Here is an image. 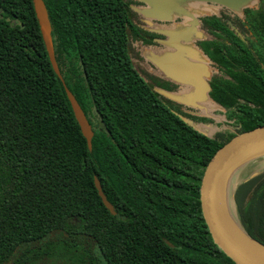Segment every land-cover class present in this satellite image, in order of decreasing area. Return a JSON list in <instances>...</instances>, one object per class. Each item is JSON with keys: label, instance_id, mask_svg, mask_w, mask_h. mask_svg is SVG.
Here are the masks:
<instances>
[{"label": "trees", "instance_id": "trees-1", "mask_svg": "<svg viewBox=\"0 0 264 264\" xmlns=\"http://www.w3.org/2000/svg\"><path fill=\"white\" fill-rule=\"evenodd\" d=\"M44 3L92 147L32 0H0V264H236L211 236L200 185L225 142L264 124V0L232 20L200 18L214 36L197 40L212 71L201 110L157 94L133 65L129 37L150 32L124 0ZM218 124L230 130L217 133ZM246 167L233 192L237 217L264 244V156Z\"/></svg>", "mask_w": 264, "mask_h": 264}, {"label": "water", "instance_id": "water-1", "mask_svg": "<svg viewBox=\"0 0 264 264\" xmlns=\"http://www.w3.org/2000/svg\"><path fill=\"white\" fill-rule=\"evenodd\" d=\"M145 4L143 7H133L139 12L147 24L146 29L165 34L167 40H159L172 51L161 54L151 52L149 59L160 68L164 75L178 83L191 86L192 89L184 93H176L165 89L157 88L156 91L166 98L182 103L197 109H204V102L208 99V92L211 85L208 81L212 75L207 58L197 45L189 47L180 41L191 42L192 34L195 39L202 40L206 31L201 27L200 17L196 12L202 13L199 9L192 10L188 2H208L240 12L244 7L256 5L258 0H136ZM36 17L39 23L41 35L45 43L50 62L54 71L62 80L67 96L71 103L75 118L80 130L87 140L89 148L92 147L94 131L82 107L74 94L67 87L56 61L54 46L51 35V23L44 0H32ZM174 15L185 16L190 21L189 26L178 29H161L153 27L152 19L171 20ZM191 58V59H190ZM187 121L185 117H182ZM100 127L106 129L105 124L99 120ZM264 156V124L251 130L235 134L224 143L213 155L205 167L201 185L200 202L201 210L208 229L214 242L229 256L236 264H264V244L254 239L240 224L233 192L236 182L233 185L232 208L235 213V222L243 233L232 228L226 218L229 206L226 205L227 192L226 180L236 169L238 171L248 162ZM95 186L104 203L112 214L116 213L114 205L108 200L103 191L101 182L97 176L94 177ZM238 233L241 235L239 236ZM252 241L255 244H249Z\"/></svg>", "mask_w": 264, "mask_h": 264}, {"label": "flooded vegetation", "instance_id": "flooded-vegetation-1", "mask_svg": "<svg viewBox=\"0 0 264 264\" xmlns=\"http://www.w3.org/2000/svg\"><path fill=\"white\" fill-rule=\"evenodd\" d=\"M124 1L129 5V7L131 9L129 11L130 17H131L130 12H132V11L137 12V11L130 6L129 2L136 3L139 6H143V7L145 6L144 3L139 2V1H132V0H124ZM223 8H225L226 13L224 11L223 12L224 15H222V16H225L228 20H232L231 17H229L230 16V13L227 10H229L230 12L233 11V10H231L229 8H226V7H223ZM190 9H192V8H190ZM137 13L140 14L139 12H137ZM196 15H198L200 17L198 11L196 12ZM142 20H143V22L138 23L139 26L142 29H144V30H146V31H148L150 33L141 32L136 37H131L130 36L129 39H128V52H129V55H130V44H131L130 42H131V40L143 42L146 45V48H147V53H146V55L144 57L145 60H146V66H142V67L140 66V67H138L133 62V60L131 58V60L133 62V65L136 67V69L138 70V72L145 78V80L147 81V83L152 87V89L157 94H159L156 91L157 88L165 89V90L172 91V92H176V93H184V92H187V91L191 90L192 89L191 86L183 85L181 83H178V82H176V81H174V80L166 77L164 75V73L160 70V68H158V66H156V64H154L149 59L148 56L150 55L151 52H154L156 54H161L163 52L172 51L174 49L171 48V47H169L165 43L159 41V40H161V41L162 40H167L168 37L165 34L157 33V32H154V31H151V30L146 29L145 26L147 24L144 21V17L142 18ZM189 21L190 20L188 18H185V17H182V16H178V15H174L171 20H165V21L164 20L152 19L153 27L161 28V29H167V30H172V29H178V28H182V27H187V26H189V24H188ZM195 36H196L195 33H193L192 34L193 40L191 42H188L187 43V42H184L183 40H181L180 42L182 44H184V45L189 46V47H194L195 45L198 44V41H196ZM130 57H131V55H130ZM208 81L210 83V79H208ZM180 104L183 105V108H184V106L187 107V108L189 107V106L184 105L182 103H180ZM227 126L229 128L231 127L230 125H227ZM44 262H46V261H44ZM44 262H42V260H38L37 261V264H46Z\"/></svg>", "mask_w": 264, "mask_h": 264}, {"label": "rangeland", "instance_id": "rangeland-1", "mask_svg": "<svg viewBox=\"0 0 264 264\" xmlns=\"http://www.w3.org/2000/svg\"><path fill=\"white\" fill-rule=\"evenodd\" d=\"M130 6L133 8V7H142V6H139L137 5L136 3H132V2H129ZM189 4V7L196 10V9H199L200 10H203L204 12L202 13H199L201 14V17L205 14H215V13H218L220 15H224V11L226 13V10L225 8H223V6H220V5H217V4H213V3H208V2H188ZM230 15L232 14L229 10H227ZM131 14V17L137 22V23H140V22H143L142 18L143 16L138 14L137 12L135 11H132L130 12ZM185 17V16H183ZM200 17V18H201ZM206 39H213L214 36L211 35L210 33L206 32L205 33V36H204ZM130 55H131V58L133 60V62L138 66V67H142V66H146V60H145V55L147 53V48H146V45L141 42V41H134V40H131L130 42ZM215 130L216 132H225L227 133L228 130H230V128L227 126V125H217L215 127ZM246 165H244L239 171L238 169H236L234 172L231 173V175L229 176V178L226 180V184H225V187H226V192H227V201H228V206L232 209V211L234 210L232 208V192H233V185H234V179L237 177V175L239 174V172L244 169V168H247Z\"/></svg>", "mask_w": 264, "mask_h": 264}, {"label": "bare ground", "instance_id": "bare-ground-1", "mask_svg": "<svg viewBox=\"0 0 264 264\" xmlns=\"http://www.w3.org/2000/svg\"><path fill=\"white\" fill-rule=\"evenodd\" d=\"M201 12H204V11L201 10ZM234 180H235L234 181V183H235L237 181V177ZM225 200H226V205H227L228 201H227V199H225ZM226 218H227L228 222L230 223L231 227L236 229V231L238 230L237 232H240V234L243 236L242 231L240 230V228L238 227V225L235 222L237 220V219L235 220V218H236L235 213H234V211H232V209L230 207H229L228 213H226ZM240 234L238 233L239 236H241ZM247 242L249 244H255L252 241H247Z\"/></svg>", "mask_w": 264, "mask_h": 264}]
</instances>
